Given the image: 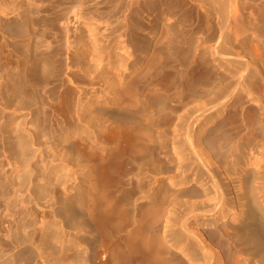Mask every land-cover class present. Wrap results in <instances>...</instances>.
<instances>
[{
    "label": "bare ground",
    "instance_id": "1",
    "mask_svg": "<svg viewBox=\"0 0 264 264\" xmlns=\"http://www.w3.org/2000/svg\"><path fill=\"white\" fill-rule=\"evenodd\" d=\"M175 7L178 9L174 10ZM126 10L123 14V29H118L117 38L109 49L101 47V24L90 20L93 15L87 18L80 13L82 18L87 19L82 22L90 26L89 37L72 39L67 30L63 46L56 47L53 44L55 49L51 48L48 55L44 56L50 68L42 71L34 68L29 74L36 78L38 76L44 83H51L50 89L54 94L65 95L71 90L68 84H74L75 96L71 95L75 105L73 123L87 135L80 141L85 150L77 162L84 164V171L80 175L74 172V182H65L49 189L51 176L40 177L39 160L44 153L43 143L47 139L44 137L54 140L51 129L47 128V132L43 133L46 136L43 137L38 127L32 126L30 120L33 115L36 116V109H33L13 133H8L11 122L24 113L20 103L12 100L17 98L18 88L9 94L8 78L4 72L9 64L7 61L11 60L9 57L13 55L11 46L16 44L18 48H27L29 51L31 38L13 42L8 37L7 30L12 18L0 5V211L6 223L3 227L7 231L1 242L8 246L26 243L25 231L21 232V221L17 219V215L22 213L25 226H33V239L40 235L45 244L56 247L55 243L51 244L52 238L59 243L57 252L66 261L64 264H93L90 260L92 253L99 251L97 247L101 249V245H106L108 249L105 264H264V93H256L246 84V80L250 79V70L259 73L256 64L264 69V0H129ZM192 10L196 13V26H203L206 30L205 37L194 49L189 44L182 45L171 49V56H165L166 43H171L172 28L178 19L175 15ZM144 13L148 17L150 14L153 16L147 25H141L139 21ZM17 15L18 12L12 17L18 20L21 17ZM160 16L166 22H157L156 18ZM214 16L218 17L215 26L211 24ZM155 20L159 25L151 26V33L159 35L156 44L164 39V45L162 43L161 49L156 47L149 52L150 57L145 61L137 40L141 29L154 25ZM87 39L92 45L84 52L83 49L89 43ZM202 43L210 52V59L200 54ZM148 45L144 44L143 51H149ZM114 48L120 50L121 55L128 56L133 68L143 60L145 66L134 74H127L128 63L123 64V67L114 65L117 62ZM39 51L38 57L41 54ZM82 52L90 56L89 63L81 57ZM183 52L186 57L193 53L191 63L198 61L196 68L199 73L194 74L189 82L192 91L216 83L220 78L219 71L222 73L228 69L240 70L237 84L224 89L210 105L205 103L195 111H177L185 90L182 87V90L175 91L178 95L174 96L173 102L153 116L139 111L137 107L141 99L160 97L167 100L171 97L173 84H166L168 82L163 81L164 78L159 80V76L165 74L167 58H171V67L175 68L173 71L176 73L182 58L179 56ZM198 55L201 56L199 60L196 57ZM196 68H193L194 72ZM239 83L246 86L252 100L261 109V124H252V115L248 107H244L235 118V123H218L207 129L220 107L237 92ZM5 85H8L7 89ZM56 118L54 115L46 116L43 120L58 123ZM166 126H171L172 130ZM70 129L65 127L62 133L65 148L72 147L69 144L74 142L68 135ZM169 141L173 142L172 151H167ZM12 148L15 157L10 154ZM132 163L144 166V178L138 180L140 183L134 181L133 177L124 178L129 174V165ZM104 176L111 178L114 190L105 185ZM81 178L88 180L87 185L81 184ZM192 183L198 184L201 190L187 191L184 199L177 201L180 192L174 189ZM82 191L89 196L91 218L90 222L88 217L85 219L88 222L82 219L84 223H89L84 233L80 229L74 230L78 220L71 216L73 208L70 201L71 197L78 196ZM42 192L47 195L56 193V198L60 197V200L41 202ZM25 193H28L27 196ZM29 196L34 197L29 199ZM138 198L145 199V202L137 205ZM133 200L135 206L130 207ZM44 209L46 213L59 215L64 222L58 234L51 229L53 220L50 218L45 228L40 230L35 226ZM176 215L177 220L174 221ZM103 219L114 221L107 233L101 231ZM225 219L229 221L224 229H204L205 226L217 227L219 221ZM94 228L102 232L100 238L94 234ZM73 230L75 234L71 239L69 236ZM42 242L39 241L40 245ZM76 243L80 244L76 248L84 244L89 251L72 253L69 246ZM27 247H30L33 259L42 255L41 247ZM24 249L22 247L20 252Z\"/></svg>",
    "mask_w": 264,
    "mask_h": 264
},
{
    "label": "rangeland",
    "instance_id": "2",
    "mask_svg": "<svg viewBox=\"0 0 264 264\" xmlns=\"http://www.w3.org/2000/svg\"><path fill=\"white\" fill-rule=\"evenodd\" d=\"M128 1L129 0H0V3H1L0 5H2L4 7L5 13H7L9 15L8 17L12 18L10 23H9V28L7 30L8 31V34H7L8 37L10 36L9 38H11L13 42L19 41V40H26L27 41L28 38H31L30 40L28 39L31 43L30 44L31 46H29L30 47L29 51H27V48H18L16 46V44H13V42H12V44L15 46V48L13 45L11 46L12 51H13V55L11 56V58L9 57V60L10 59L11 60L7 61V62H9V64H7V69L4 72V74L6 73L5 77L8 78L7 82H8L9 88H10L9 94L11 95V93L15 92V90H17V88H18L17 98H15V99L12 98V100L15 103H20V105H21L20 107L22 108L23 113H24L23 115L17 117L16 119H14L11 122V124L8 127V133H10V132L13 133V131L15 129H17L18 124H20L22 122V120L24 121V119H26L25 115L28 112L32 113L33 109H36V113H35L36 116L34 117V115H33V118H31V120H30L32 123V126L38 127L39 133H41L42 135H43V133L47 132V131L45 132V130H47V128L51 129V134L54 136V140L52 139V141H51V138H49L46 135H43V137L46 136L44 138H47V139H45V140L43 139L44 140V143H43V148H44L43 152L44 153L42 154V156L40 157L41 159L39 160L40 177L43 179V178H45V175L51 176L50 184L48 182V188L49 189H52L56 185H59V184L65 183V182L66 183L74 182L76 174L79 173L78 175H80V173H82L84 171V169H83L84 164L83 163L78 164L77 162L79 159V155L82 154L83 151L85 150L80 141L82 139H85L87 137V135L80 131L79 126L77 124L73 123L74 122L73 120L75 119L74 118L75 117V114H74L75 113V105H74V99H72V97L75 96L74 84L71 85V84H68L66 82L68 85L71 86V90H70V92L67 91V94L65 93V95H62L60 93L58 94L57 92H55V94H54V92H52V90L50 89L52 87L51 83H44L42 81V79L38 78V76L36 78L34 75L31 76L29 74H30V72H32L31 70L34 68H35V70L37 68H39L40 71H42L44 69L47 70L50 68V64H49V62L47 63V59L45 58L46 57L45 55H48L49 50L50 51L52 50L51 48L55 49L54 45H56V47H59V46L62 47L63 46V41H64L63 37H64V34L66 33L67 30H68V33L72 39H77V38L79 39L80 36H86L87 38L89 37L88 33H90V31H89L90 26L88 24H85L84 22H82V21L87 20V19H85L84 17L82 18L80 16L81 15L80 13H83V15H85L87 18L90 17V15H93L92 18H94V20L92 18H90V20L95 21V23L101 24V25H99V26H101L100 27V35H99L100 40H101V47L103 49H109L110 46L115 42V40L117 38L118 31L123 29L122 28V26L124 24L123 14L127 12L126 7H127ZM5 6H7V7H5ZM10 6H12V7H10ZM120 7H121V9L118 10V8H120ZM7 9H8V11H6ZM173 9L177 10L178 8L175 7ZM10 11H11V13H10ZM17 12L19 14L17 16L21 17L23 20L21 18H18V20H20V19L21 20L18 21L16 19L17 20L16 21L12 17ZM117 13H118V15H116ZM114 15H116V16H114ZM145 15H146V13L142 14L141 17H139V21H140L141 25H147V21L149 19L153 18L152 14H150V17H148V15H146L147 17H144ZM195 17H196L195 10L194 11L193 10L187 11V12L183 11L182 14L175 15V18H178V19L175 21V23L173 25L174 28H172V33H171L172 34L171 35L172 41H171V43H168V42L166 43L167 45L164 49L165 56L166 55L171 56L169 54L171 49L174 50V48H176V47L179 48L182 45L189 44L190 47L194 49L195 46L200 43L202 38L205 37L206 30L204 29L203 26L202 27L196 26V24H195L196 18ZM46 18L49 22L47 20H45ZM159 18L158 17L156 18L157 22H159V21L160 22H162V21L166 22V19H164V17L160 16ZM217 18H218L217 16H214L211 20V24H213L214 26L216 24ZM90 20L88 19V21H90ZM156 20H155V22L153 21L154 25L151 24L148 27H145L146 29L142 28L141 29L142 32L139 33L137 43H138V46L140 47L139 51L140 52L142 51V54H144V56H145L144 60L145 59L147 60L150 57V53L153 51V49H156V47L161 49L162 46L164 45V43H163L164 39H162L158 44H156L157 43L156 41L159 38L158 37L159 35L155 34V33H151L152 27H154L155 25L156 26L159 25V24H156L157 23ZM23 27H25V28H23ZM149 27H150V29H149ZM27 29L29 30V32ZM154 31H156V30H154ZM203 31L205 34H203ZM1 34H2V32H0V36H1ZM148 34L150 35V37ZM147 38H149V39H147ZM11 39H10V41H11ZM139 39H141V40H139ZM148 40H150L151 42L148 43L149 42ZM87 41L89 43L83 49L84 52H86L87 49L90 48V45H92L90 40L87 39ZM162 43H163V45H162ZM144 44L145 45L149 44L148 45V47H149L148 52L143 51ZM170 44H171V47H169ZM203 45H204V43L200 44V47H199V50L201 51L200 54H202V56H205L206 58L210 59V52ZM36 50H38V51L41 50V52L39 51L41 53L40 57L37 56L38 51H36ZM114 50H115L114 55L116 56L115 59H117V62L114 65L115 66L119 65V66L123 67L122 66L123 64L128 63V66H127L128 68H127V72H126L127 74H130V73L134 74V73H136V71L142 70L143 67L145 66V63L143 60L139 65H137V67L133 68V65H132L133 63H132V61L130 62L127 55H125V54L121 55L120 54L121 51L118 49L116 50L114 48ZM4 52L7 53L8 51L4 50ZM25 53L27 54L26 55L27 57L24 55ZM184 54H185V52L182 53V56H179V58H181V57L182 58H181V61L179 64L180 65L179 68L176 69V70H178L176 73H175V71H173V69H175V68L171 67L172 62L169 61L171 58H167L168 64H166L164 66L165 67V74L159 76V80L164 78L163 81L168 82L166 84H170V85L173 84V86H174L172 88L173 94L171 93L172 99H171V97L168 98L167 100L160 98V97H155L152 100L141 99V102L138 104V107H137L139 111H141L142 113L144 112V113H147L148 115L153 116L158 110H160L163 107H165L166 105H169L170 103H172L174 96L178 95V93H175V91L178 92L179 90H182V89H185V90H183L184 93H182V95L180 94L181 98L179 101V108L177 107V111L179 110L180 113L195 111L198 108H201L202 106H204L205 103L210 105L213 102L214 98L217 97V95L220 94L224 89L232 87L233 85L237 84L238 75L240 74V70L239 69H235V70L228 69L229 72L223 71L221 73L219 71L220 78L217 80L216 83H214L212 85L211 84L206 85L205 87L200 88L198 91H195V92H194V90L192 91V88L189 86V82L191 79H193L194 74L198 75V73H199L197 70L198 65H196V64H198V61H197V63L196 62L191 63L193 53L188 55L189 56V57L187 56L188 58L186 56H184ZM41 55L44 59L41 57ZM57 57H58V55H57ZM81 57L83 58V60L85 58V62L89 63V61H90L89 57L90 56H88L82 52ZM196 57H197V60H199L201 56L198 55ZM183 58H184V60H183ZM27 59H31V60L28 61ZM188 59L190 62L189 61L187 62ZM184 64H186V65H184ZM194 64H195V66H194ZM256 66L258 68L257 71H259V73H257L254 70H250V79L246 80V84H248L253 89V91H255L256 93H264V69H262V67L260 65L256 64ZM138 67H140V69ZM193 68H196L195 69V72L197 71L196 73L194 72ZM200 69H202V67ZM179 70H181V71H179ZM184 70H186L185 71L186 73L184 72ZM192 72H193V74H192ZM173 74H175V75H173ZM187 74H188V76H187ZM41 75L42 74L40 73L39 77H41ZM172 75H173V78H172ZM175 78H176V80H175ZM180 84H183V85L180 86ZM8 85H5L4 88L7 89ZM181 87H182V89H180ZM47 89H49V90H47ZM48 92H51V93L49 94ZM71 95H72V97H71ZM62 98H63V100H62ZM69 98L71 100H69ZM57 100H58V102H57ZM60 100H62V101L60 102ZM244 107H248V111L252 115L253 121L251 123L260 125L261 122L263 121L262 116H261V109L256 105L255 101L252 100V96L247 91L246 86H244L242 83H239L237 86V92L231 97V99L229 101H227L226 103H224L220 107L218 114L215 116L214 120L207 125V129L215 126L218 123H225L227 125L235 123L236 122L235 118L238 116V114L241 112L242 108H244ZM51 114L54 115V118H56V117L58 118V120H59L58 123L47 122V121L43 120V118H45L46 116H52L53 117V115H51ZM70 114H72V116ZM70 118L72 121L69 120ZM46 123H47V127L45 126ZM44 126L46 127V129H44ZM65 127L71 128L70 133L68 135H69L70 139H72V138L74 139V142H73L74 144L73 143L69 144L72 146L69 148L64 147V146H66V144L62 138V133H63V130ZM166 127L169 130H172V128H170L171 126H166ZM172 143H173L172 141H169V143L167 145V151H172L171 150L172 149ZM263 143H264V141H263ZM34 149H36V148H33L32 150H34ZM263 149H264V146H263ZM78 151H80V152H78ZM10 154L12 156L14 155V157H15L14 148L11 149ZM0 157L2 158V156H0ZM67 163H69V164H67ZM138 164H141V163L139 162ZM59 165H60V167H59ZM67 165L69 166V168ZM50 166H52V167L50 168ZM66 166H67V168H66ZM73 167H74V169H72ZM77 168L80 169L81 171L77 170ZM129 168H130V170L128 172L129 174L127 176H125L124 178L126 179L129 177H133L134 181H136L137 183H140V182H138V180L141 181V178H144V177H142V176H144V166H140V165H136L135 163H132L131 165H129ZM48 171H50V172H48ZM75 171H76V174L74 173ZM41 173L42 174L44 173V175H42ZM103 178H105L104 182L107 183L105 185H108V186L112 185L111 184L112 181H110L111 178L106 177V176H104ZM67 179H68V181H67ZM79 181L80 182L83 181L81 184H83L84 186L87 185V183H88V180L87 179L84 180L83 178H81ZM41 182H44V181L41 180ZM136 182H135V184H136ZM51 184H52V186H51ZM109 189L114 190L115 186H114V189L112 188V186L109 187ZM174 190H178V192H180L179 197H177L176 200L181 201L184 199L183 196H185V193H187V191H190V190L200 191L201 189L198 186V184L192 183V184L187 185V186H182V187H178V188L176 187ZM25 194L27 196L28 193H25ZM56 196H57L56 193H53V194L50 193L49 195H47L44 192H42L40 200H41V202H44L47 200H50V202L51 201L56 202V200H60V197L56 198ZM29 197H30L29 199H33L34 196H29ZM89 200H90L89 196L84 191L79 193L78 196L74 195L73 198L72 197L70 198L71 206H72L71 208H73V209H71V216L73 215L72 217H75L78 220L76 227L74 229L75 231H78L80 229L82 231V233L86 232L85 228L88 227V224H89V223L88 224L86 223V222H88V220H85L87 217L89 218V210H88V207L90 205ZM144 202H145V199H143V198H140V199L138 198V200L136 201L137 205H140ZM134 203H135V200H133L129 204V206L134 207L135 206ZM46 211L47 210L44 209V211L40 212V214H39L40 217L38 216L36 223L39 220L40 221L37 224H35V226L37 225L36 227L38 229L40 228V230H41V229L46 227V225L50 222V219H51V220H53L51 229L53 228L55 233L58 234L59 229H60L59 227H63L64 222L62 221V219L59 215H56L53 212L52 213L51 212L46 213ZM79 212H81V213L79 214ZM84 214L86 215V217H84L85 216ZM80 215H82V216H80ZM17 216H18L17 219H19V221H21L20 222L21 223L20 228L21 227L22 228L20 230H21V232L25 231L24 234H25L27 241L24 245H20V244L15 243V244H17V247H16V245L14 243L11 246H8V245H5L4 243H2L3 240H0V245H1L0 247L2 248V245L4 246L2 249L0 248V264L1 263L2 264H9V263L10 264H32L34 262H35L34 264H36V263L39 264L40 262H41L40 264H46V263L47 264H53L54 259H55L54 264L66 263V261L64 262V260L60 257L59 252H57L58 251L57 248H60V245H59V243L56 242L55 239L52 238L51 244H52V242H53V244L55 243L56 247H53L52 245H50V243L45 244L44 242H42L40 235H38V237H36L38 240L36 238L33 239L32 235H31L32 234L31 229L33 226H29V227L25 226V221L23 220V214L22 213L18 214ZM43 216H44V219H42ZM177 216L178 215L173 217L174 221L177 220ZM82 219L86 222L84 223V221ZM230 219H231V217H230ZM103 220L106 223L104 224V222H103V225L101 226V228H102L101 231H103V233H107L110 230L108 228H111L112 223L114 221L111 222V220H109V219H106V220L103 219ZM107 220H109L111 222L110 225H108L110 222H108ZM58 221H60V222H58ZM90 221H91V218H89V222ZM228 221H229L228 219L220 220L217 227L205 226L204 229H206V230L224 229L227 226ZM3 223H4L3 215L1 214V211H0V229H1L0 230V234H1L0 239H4L2 237H4V234L7 233V231L4 228L5 227L4 225H6V223H4V224ZM106 224H107V226H106ZM40 226H42V228ZM74 230L72 231L73 233L70 234V236H69V238H71V239L73 238V236L75 234ZM99 230L100 229H98V228H94V231H95L94 234H97L98 237L100 238L101 237L100 235L102 232ZM1 231H3L4 233L3 232L1 233ZM34 240H36V241L34 242ZM29 241L31 244L29 243ZM39 241H40V243L42 242L41 245H40ZM35 244L37 245L38 248L41 247L40 251H42L41 256L44 255L43 259H41V256L36 257L34 259L32 256H30V252H29L30 247H27V246L28 245L29 246L30 245L36 246ZM102 244H105V243H102ZM74 245L75 244H72L71 246H69L70 248H72V251H71L72 253L75 251H77V252L78 251H85V252L89 251L88 246H86L84 244H82V247L80 246V248H76L80 244L76 243V245L75 246ZM5 247H7V248H5ZM22 247H23V249L25 248L24 249L25 251L23 250L24 252L23 251L20 252V249H22ZM96 247H97V245H96ZM104 247H105V249L102 250V248H104ZM104 247L101 245V249L99 247H97L99 249V251L97 250L98 252L94 251L95 253L94 252L92 253L93 255L91 256L90 260H92L93 264H105V263H107V260H108V255H107L108 251L107 250L108 249H106V245H104ZM12 248L14 249V251H12L13 250ZM49 251H50V253H49ZM104 251L105 252L107 251L106 254ZM16 252H18V254H15ZM100 253H101V256L99 255ZM5 254H7V255H5ZM12 254H13L14 258H13V256H11ZM97 254H98V256H97ZM3 255H5V256H3ZM102 255L105 257H102ZM19 257H21L20 258L21 260L19 259ZM98 257H100L99 261H98ZM4 258L7 260H5ZM15 258L16 259L18 258L19 260L18 259L15 260ZM29 258H31V259H29ZM28 260H29V262H28ZM90 260H88V262ZM98 262H101V263H98Z\"/></svg>",
    "mask_w": 264,
    "mask_h": 264
}]
</instances>
